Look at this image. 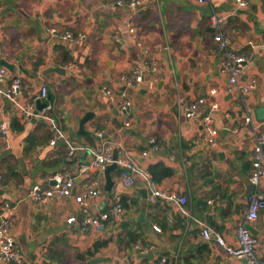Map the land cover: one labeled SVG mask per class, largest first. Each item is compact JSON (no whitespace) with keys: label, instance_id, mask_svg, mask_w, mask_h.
<instances>
[{"label":"crops","instance_id":"crops-1","mask_svg":"<svg viewBox=\"0 0 264 264\" xmlns=\"http://www.w3.org/2000/svg\"><path fill=\"white\" fill-rule=\"evenodd\" d=\"M114 1L0 0V60L14 65V70L8 68L10 77L21 76L18 99L40 110L43 101L34 96L47 85L57 126L85 147L69 155L63 141L52 145L50 124L42 118L22 121L4 95L9 78L0 83V123L7 126L4 136L0 132V154L6 151L0 158V202L14 206L9 227L21 264H152L161 255L167 264H246L213 239L205 240L199 222L227 243L238 244L236 230L248 210L255 137L264 132V0H245L246 5L237 0H146L136 9ZM213 15L220 19L218 26ZM52 27L84 37L56 38ZM129 27L135 28L136 38ZM218 30L228 41L226 50L215 40ZM226 51L247 57L240 81L255 79V89L228 92L227 74L220 69ZM52 67L64 72L45 73ZM134 68L144 76L125 89L132 104L125 113L118 93L124 90L122 76ZM198 97L218 104L216 111L208 112L218 131L215 146L208 143L204 125L208 105L192 118L185 114V103ZM87 112L91 116L79 132ZM248 116L251 122L246 123ZM150 138L162 154L155 155ZM106 144L112 151L122 146L143 169L156 162L172 168L173 174L157 185L185 195L186 213L167 200L143 202L142 178L129 171L135 183L124 187L119 165L110 171L109 190L105 168L79 173V165L91 158L89 148L99 150ZM58 173L76 175L69 196L47 203L28 198L33 186L51 185ZM93 180L100 194L89 197L91 212L108 208L116 195L126 201L121 221L109 222L102 231L82 228L84 212L75 200ZM254 190L264 192V176ZM71 216L74 220L68 222ZM139 216L141 221L123 225ZM250 224L257 232V251H262L264 208ZM131 230L139 234L137 243L153 246L147 252L153 253L152 259L143 257L136 243L126 245ZM101 240L107 244L93 251L94 242Z\"/></svg>","mask_w":264,"mask_h":264},{"label":"built area","instance_id":"built-area-1","mask_svg":"<svg viewBox=\"0 0 264 264\" xmlns=\"http://www.w3.org/2000/svg\"><path fill=\"white\" fill-rule=\"evenodd\" d=\"M146 0H115L114 2L123 7L136 9L141 7ZM203 1V0H199ZM240 5H246L247 1L237 0ZM219 18L216 15L212 16V22L215 26L219 24ZM129 32L133 37L136 36L135 28L129 27ZM50 33L60 39L65 40H79L84 37L83 34L79 33L75 36L74 33L70 31H58L55 27L50 29ZM116 40L120 39L119 34H116ZM215 40L218 42L221 49L226 50L228 46V41L223 35V32L218 30L215 35ZM147 52V51H146ZM247 57L245 55H236L231 51H226L225 59L221 62V72L227 74V89L228 92H238L240 94L248 93L249 91L255 89L256 80L252 79L248 83H243L240 81V76L245 72V62ZM9 70L5 66H0V83L5 82L9 78L10 82L4 90L5 97L12 101L15 105L20 118L22 121H30L36 118H42L46 120L51 129L54 130V135L50 139L52 145L56 144L58 140L63 141L67 148L68 154L73 155L77 150L84 149L83 145L71 141L66 137V135L57 126L54 118L51 116V111L53 110V105L50 102L40 109L35 110L33 103L27 102L23 103L18 98L22 90L21 76L16 75L10 77ZM143 70L139 68H134L127 75L122 76L121 81L124 83V90L118 93L119 107L125 113H128L131 108V100L128 97L126 88H133L138 83L143 80ZM104 93L112 94L109 89H103ZM49 89L47 85L43 84L39 88V91L35 94L34 100L44 101L47 97ZM207 104L210 111H216L218 109V104L216 101L209 99L208 97H198L190 102L185 103L184 109L187 117L196 116L202 109V106ZM246 123L251 122L250 117H245ZM128 121L125 125H128ZM205 130L208 135V143L211 146L217 145L216 137L218 134L217 129L214 127V120L210 114L204 118ZM0 132L4 136L7 132V126L1 122ZM258 132V131H257ZM149 144L152 149H157L158 145L153 138L149 139ZM108 145V144H106ZM104 145L103 149H93L89 148L91 153V158L88 162L82 163L78 167V172H87L94 169H104L108 164L115 162L123 169L121 183L124 187H130L135 183L134 176L129 172L138 174L147 189L146 200L149 203H154L157 201H170L176 203L183 213H186L185 204L187 202V197L185 195H180L174 192L168 193L161 189L157 183H155L148 169H143L137 166L132 158L127 155L125 149L122 146L117 148V157L113 159L112 146ZM264 132H258L255 137L254 151L252 157L253 170L250 175V182L258 186L261 178L264 176ZM148 151H143L142 154L146 155ZM76 175L69 173H58L54 175V184L51 185H35L28 193V198L37 203H47L51 199H60L69 196L75 185ZM2 181V175L0 174V182ZM100 194L99 183L97 180H93L91 186L87 188L83 193L76 195L75 200L79 204L80 210L84 212V218L82 221V228L85 230L95 229L102 231L105 229L109 222H120L125 213L124 206L120 195H116L114 202L106 209H99L97 211L89 210V197H97ZM248 210L246 213L245 221L239 223L236 230L237 245L229 244L225 239L219 234L214 232L209 226L202 222L201 233L205 240H211L221 247L225 253L230 256L243 258L246 264H264V249L262 251H257V237L251 233L246 227L247 224L252 223L259 214V211L264 208V192L259 190H254L247 196ZM14 209V206L7 201L0 202V263L1 264H21L22 255L17 249V245L13 234L9 227V213ZM74 217L71 216L67 219L68 222H72ZM153 228L157 231L160 228L157 225H153ZM135 248L141 253H147L153 249L150 244H140L136 243ZM152 264H167L166 256L161 255L157 261Z\"/></svg>","mask_w":264,"mask_h":264},{"label":"water","instance_id":"water-1","mask_svg":"<svg viewBox=\"0 0 264 264\" xmlns=\"http://www.w3.org/2000/svg\"><path fill=\"white\" fill-rule=\"evenodd\" d=\"M0 64H1V65H4V66L7 67V68H9L11 71L14 70V65H13V64H10L8 61H6V60H4V59H1V60H0ZM51 71L64 72L63 69H61V68H59V67H52V68L47 69V70L45 71V73H48V72H51ZM50 98H51V92H48L47 97H46L45 101H43V103L41 104V106L43 107V106L46 104V102H48V100H50ZM42 107H41V108H42ZM41 108H40V109H41ZM208 112H209V109H207V110L205 111L204 116H205L206 114H208ZM89 116H91V113L87 112V113L84 115V117L80 120V123H79V132L82 131V129H83V125H84L85 121L88 120ZM263 147H264V146H263ZM5 152H6V151H2V152H1V154H0V158L4 155ZM162 152H163V151H161V150H159V149H156L154 153H155V155H160V154H162ZM116 157H117V149H114V150H113V159L115 160ZM116 167H117V164H116L115 162H113V163H111V164H109V165H107V166L105 167V177H106L105 188H106L107 190L111 189V186H112V184H113V181L111 180V177H110V171H111L112 169L116 168ZM51 183L54 184L55 181L53 180V181H51ZM254 189H255V185H253V184L251 183V185H249L248 192L251 193V192L254 191ZM139 192H140V195H141V197H142L143 202H146L147 189L144 187V185H142V188L139 190ZM142 215H143V214H142ZM142 215H141V216H142ZM141 216L136 217V218H131L129 221H125V222H123V225H126V224H128V223H130V222H134V221H141V220H142V219H141ZM246 227H247V229H248L249 231H251L252 234L257 235V232L255 231L254 227H253L251 224H247ZM141 255H142L143 257H145V258H148V259H152V258H153V253H144V254H141Z\"/></svg>","mask_w":264,"mask_h":264},{"label":"trees","instance_id":"trees-1","mask_svg":"<svg viewBox=\"0 0 264 264\" xmlns=\"http://www.w3.org/2000/svg\"><path fill=\"white\" fill-rule=\"evenodd\" d=\"M16 129H21V127L17 126ZM148 171L151 175L152 180L157 184L160 183L164 178L171 176L174 172L172 168H170L163 162H156V163L151 164L148 167ZM122 203H123V206H126V201L124 200V198H122ZM138 239H139V234H137L136 231L134 230L127 231L125 235L126 245H130V243L135 244L137 243ZM106 244H107V240L96 241L93 244L92 250L96 251L98 248Z\"/></svg>","mask_w":264,"mask_h":264}]
</instances>
